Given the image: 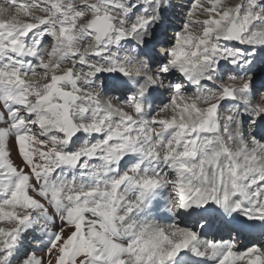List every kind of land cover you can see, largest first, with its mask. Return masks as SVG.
Returning a JSON list of instances; mask_svg holds the SVG:
<instances>
[{
	"label": "snow or ice",
	"instance_id": "6c2138e0",
	"mask_svg": "<svg viewBox=\"0 0 264 264\" xmlns=\"http://www.w3.org/2000/svg\"><path fill=\"white\" fill-rule=\"evenodd\" d=\"M169 6L0 0V264H264V0Z\"/></svg>",
	"mask_w": 264,
	"mask_h": 264
},
{
	"label": "rangeland",
	"instance_id": "374dc122",
	"mask_svg": "<svg viewBox=\"0 0 264 264\" xmlns=\"http://www.w3.org/2000/svg\"><path fill=\"white\" fill-rule=\"evenodd\" d=\"M193 0H168L169 3V7L166 11V15L168 17V25H167V35L168 37H172L174 35V32L178 29L181 28L182 23L184 21L185 18V12L186 10L190 7V5L192 4ZM240 0H226V4L229 6H233L237 3H239ZM15 14V12H14ZM14 15L11 16H6L5 18H11ZM201 19L203 17H200ZM194 33H198L199 29H193ZM159 51V49H158ZM40 83H44V81L41 79ZM186 90L188 91H192L193 89L191 88V86H187L186 85ZM4 224H0V226H3ZM35 234V235H34ZM36 234L37 233H32L30 237H27V243L25 244L26 247H30L32 248V243L33 241H36Z\"/></svg>",
	"mask_w": 264,
	"mask_h": 264
},
{
	"label": "bare ground",
	"instance_id": "6f19581e",
	"mask_svg": "<svg viewBox=\"0 0 264 264\" xmlns=\"http://www.w3.org/2000/svg\"><path fill=\"white\" fill-rule=\"evenodd\" d=\"M11 16V15H16V14H14V12L13 11H11V10H9V12L6 14V16ZM177 78H179V77H177ZM164 115V117L165 118H171V113L169 112V113H165V114H163ZM14 157H15V153H14ZM20 161H19V159L17 158V163H19ZM0 224H3L2 222H0ZM4 226V225H3ZM35 235V234H34ZM31 235H28V237H30ZM36 238V240H37V238H38V234H36V236H35ZM27 240H28V238L26 239V241H25V244L27 243ZM32 248H39V247H42V245H40V244H37L36 243V241H33V243H32Z\"/></svg>",
	"mask_w": 264,
	"mask_h": 264
}]
</instances>
